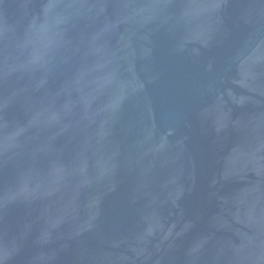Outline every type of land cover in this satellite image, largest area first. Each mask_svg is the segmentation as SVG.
Returning <instances> with one entry per match:
<instances>
[{"label": "water", "instance_id": "1", "mask_svg": "<svg viewBox=\"0 0 264 264\" xmlns=\"http://www.w3.org/2000/svg\"><path fill=\"white\" fill-rule=\"evenodd\" d=\"M0 264H264V0H0Z\"/></svg>", "mask_w": 264, "mask_h": 264}]
</instances>
